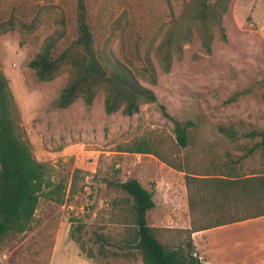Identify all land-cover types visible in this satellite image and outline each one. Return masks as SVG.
<instances>
[{"label": "rangeland", "instance_id": "obj_1", "mask_svg": "<svg viewBox=\"0 0 264 264\" xmlns=\"http://www.w3.org/2000/svg\"><path fill=\"white\" fill-rule=\"evenodd\" d=\"M182 1L87 0V4L97 43L106 44L119 57L122 49L133 48L136 38L148 41L159 27L161 33L170 15L169 4L178 13ZM75 4L76 0H0V22L10 18L16 23L15 29L0 34V68L21 115V132L34 157L48 162L54 175H64L70 182L73 171L81 170L71 198L64 203L41 199L32 230L15 235L0 248V264H141L117 247L122 225L112 200L124 193L106 182L133 177L155 190L157 206L148 211V223L160 228V239L169 245L182 240L177 228L189 226L184 173L166 164L160 169L148 164L140 171L146 159L158 164L160 160L119 148L144 139L166 152L174 146L171 118L201 117L197 141L210 145L221 160L226 153L229 158L241 156L255 143L245 134L264 128V0L231 1L223 17L227 41L216 39L210 55L190 58L199 49L192 43L184 46L185 55L172 62L169 72H162L154 62L158 80L152 88L157 100L143 104L131 116L120 111L106 114L102 95L90 106L77 100L69 108L54 109L51 102L65 83V73L37 81L26 66L40 42L54 31L65 30L60 47L71 40ZM22 23L29 26L27 32ZM246 87L254 93L226 102L234 91ZM230 124L239 134L235 141L217 129ZM242 167L264 170V149L255 148L242 160ZM96 233L109 239L106 256L96 253L100 243L95 242ZM204 237L205 243L201 235L196 242L205 247L212 264L254 261L258 256L251 255V249L264 240V220L208 229ZM88 250L96 256L89 257ZM258 250L264 252V242Z\"/></svg>", "mask_w": 264, "mask_h": 264}, {"label": "trees", "instance_id": "obj_2", "mask_svg": "<svg viewBox=\"0 0 264 264\" xmlns=\"http://www.w3.org/2000/svg\"><path fill=\"white\" fill-rule=\"evenodd\" d=\"M231 1L183 0L178 13L169 4L170 15L163 22L164 30L160 33L159 27L148 41L136 38L133 48L122 49L118 57L109 46L97 43L87 0H76L71 40L60 47L65 30L54 31L40 42L26 66L37 81H50L65 73V83L51 102L54 109L69 108L77 100L90 106L102 95L106 114L120 111L131 116L143 104L157 100L152 88L158 80L154 62L167 73L172 62L185 55V45H198V51L190 55L197 59L212 53L216 39L227 41L223 17ZM22 25L27 32L29 26ZM15 27L10 18L1 21L0 34ZM253 93L250 87L242 88L234 91L226 102ZM171 120L174 146L168 151H161L144 139L122 146L119 151L151 154L184 173L189 226L175 230L182 240L167 245L160 239V228L148 224L147 211L155 206L153 189L133 177L125 180L113 177L106 182L107 187L124 193L112 200L122 225L117 247L126 258H138L141 264H201L197 254L194 255L192 233L264 216V170L249 175L238 173L232 164L223 163L210 145L198 142L201 117ZM20 123L9 80L0 68V248L15 235L32 230L41 199L64 203L66 197L71 198L81 172L75 169L70 182L64 175H54L48 162L39 161L32 154ZM217 129L232 141L238 139L239 134L231 124L219 125ZM245 136L255 140L247 153L257 147L264 149V128L251 130ZM113 172L118 170L113 168ZM95 235V242H100L96 253L106 256L109 239ZM81 248L85 250L82 244ZM87 254L96 256L92 250Z\"/></svg>", "mask_w": 264, "mask_h": 264}, {"label": "crops", "instance_id": "obj_3", "mask_svg": "<svg viewBox=\"0 0 264 264\" xmlns=\"http://www.w3.org/2000/svg\"><path fill=\"white\" fill-rule=\"evenodd\" d=\"M248 150V149H247ZM254 151V150H253ZM252 151V152H253ZM251 152V153H252ZM251 153H247V151L245 152V153H243L241 156H236V157H234V156H232L231 158H229V154H225L224 156L225 157H223V158H221V161L224 163V162H226L227 163V165H233L234 167H235V171L236 172H238V173H241V174H245V175H249V174H251V173H253V172H257V170H243V167H242V160L247 156V155H249V154H251ZM148 155V154H147ZM155 158V157H154ZM223 159V160H222ZM149 160V161H148ZM146 159L144 162H142L141 163V170L140 171H142L145 167H147L148 166V164H153L154 166H156V167H158L159 169H160V167H162V164H164L163 162H161V161H157V162H159V164L158 163H156V162H151L152 160H150V159ZM157 160V159H156ZM242 167V168H241ZM137 179V178H136ZM139 182H140V180L139 179H137ZM141 183V182H140ZM155 194H156V192H155V190H153V201H154V203H155V206L154 207H156L157 206V202H156V200H155ZM153 207V208H154ZM151 210V209H150ZM149 211V210H148ZM148 211H147V214H146V219H147V222H148ZM252 219H254V218H252ZM256 219H261V220H264V216H260V217H256ZM158 220H160V221H163V218L161 217V216H159V218H158ZM259 221V220H258ZM239 222H241V221H239ZM236 223V222H235ZM149 224V223H148ZM232 224V223H231ZM154 226V225H153ZM224 226H226V225H224ZM219 227H221V226H219ZM219 227H215L214 229H216V228H219ZM211 229H213V228H211ZM207 230L208 229H206V230H202V231H197V232H194V233H192V235H191V237H192V240H193V244H194V249H195V247H196V250H197V252L195 251L194 253L195 254H197V256H198V258L200 259V262H201V264H212V261L210 260V258L209 257H207V253L204 251V248L205 247H203V245H200L199 246V244L196 242V236H198V235H201V240H202V242L201 243H205L206 242V240H205V237H204V234H206L207 233ZM206 231V232H205ZM262 242H264V240H262V241H257L256 243H255V246L251 249V255H256V256H258V258L257 259H255L254 261H252V259H248V258H244L242 261H237L236 262V264H255V263H252V262H256V260H258V262H256V264H262L263 262H264V252H260L259 250H258V247H260L261 246V244H262ZM200 243V244H201ZM255 248V249H254ZM141 262V261H140ZM251 262V263H250Z\"/></svg>", "mask_w": 264, "mask_h": 264}, {"label": "built area", "instance_id": "obj_4", "mask_svg": "<svg viewBox=\"0 0 264 264\" xmlns=\"http://www.w3.org/2000/svg\"><path fill=\"white\" fill-rule=\"evenodd\" d=\"M194 255H195V253H194Z\"/></svg>", "mask_w": 264, "mask_h": 264}]
</instances>
